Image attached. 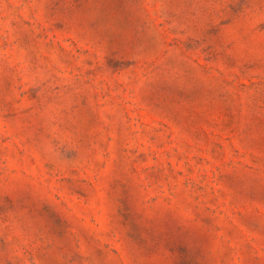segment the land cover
I'll use <instances>...</instances> for the list:
<instances>
[{"label":"rangeland","instance_id":"rangeland-1","mask_svg":"<svg viewBox=\"0 0 264 264\" xmlns=\"http://www.w3.org/2000/svg\"><path fill=\"white\" fill-rule=\"evenodd\" d=\"M0 264H264V0H0Z\"/></svg>","mask_w":264,"mask_h":264}]
</instances>
